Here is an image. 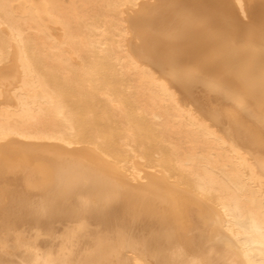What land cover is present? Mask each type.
<instances>
[{"label":"bare ground","instance_id":"obj_1","mask_svg":"<svg viewBox=\"0 0 264 264\" xmlns=\"http://www.w3.org/2000/svg\"><path fill=\"white\" fill-rule=\"evenodd\" d=\"M0 264H264V0H0Z\"/></svg>","mask_w":264,"mask_h":264}]
</instances>
